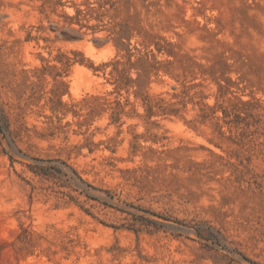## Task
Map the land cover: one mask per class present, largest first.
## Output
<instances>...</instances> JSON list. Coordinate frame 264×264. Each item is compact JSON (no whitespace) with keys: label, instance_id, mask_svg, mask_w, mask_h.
I'll list each match as a JSON object with an SVG mask.
<instances>
[{"label":"rangeland","instance_id":"374dc122","mask_svg":"<svg viewBox=\"0 0 264 264\" xmlns=\"http://www.w3.org/2000/svg\"><path fill=\"white\" fill-rule=\"evenodd\" d=\"M62 2L0 0V264H264V0H116L80 24L86 0ZM151 41L172 63L145 90L176 101L186 86L180 115L90 116L110 69L58 60ZM203 102L244 119L221 135Z\"/></svg>","mask_w":264,"mask_h":264},{"label":"trees","instance_id":"16d2710c","mask_svg":"<svg viewBox=\"0 0 264 264\" xmlns=\"http://www.w3.org/2000/svg\"><path fill=\"white\" fill-rule=\"evenodd\" d=\"M52 1V0H51ZM56 6L65 5L62 0H54ZM106 4L109 5V8L106 7ZM116 0H86V8L76 7L75 15L68 16L69 23H78L80 24L83 19L90 20L91 18H96L97 20L102 21L103 17L106 15V12L115 8ZM120 31L118 32V44L124 45V38L130 39L131 30L127 25L120 24ZM142 47H131L130 44L118 51V54L113 59L102 62L98 66H95L94 62L91 61L90 64L85 63L84 58H70L65 57V61L61 58L63 55H59L61 61L64 65L80 63L82 65H87L89 68H92L95 72L103 71L106 73L109 68V75L112 78L113 84H115V91H111L108 95H111L113 92L117 93L115 98H110L106 96H93L91 99L86 100L85 102H92L89 105L90 111L89 115L92 116L94 113L101 114L105 111L110 110L111 123L118 124L122 123V118L124 115L128 117H141L146 120H150L153 116H178L183 107H186L187 102H185V97L188 94V88L184 86L181 94H174V98H178L176 101L167 100L162 94L154 95L150 94L145 90V87L150 82L151 75L158 76L161 72L170 74L169 65L172 63L170 60H161L158 58V54L166 53L167 55H172L173 51L166 48L160 41H151L145 44H142ZM74 55L83 56V53L78 50H72ZM136 73L134 76L133 73ZM132 88L134 89V103L129 100L128 97L121 98L122 90H125L127 93L130 92ZM222 88V86L220 87ZM52 102H62L54 101ZM135 102H139L144 108L145 113L141 114L138 112V107ZM243 105L246 102H241ZM132 105L130 111H126V107ZM237 102H228L227 105H224L220 102H215L213 105L203 102L200 107V121L202 123L206 122L209 119L216 118L217 131L223 135L222 130L223 125L220 124L219 120H222L225 124L231 125L236 123L237 125L244 119L241 115V112L238 111ZM218 111H221V116L218 115ZM76 115L79 114L78 111L74 112ZM0 129L6 131L9 129V123L6 120L0 118ZM11 132V131H10ZM39 167V166H36ZM37 172H42L44 174H49L48 170L44 167L37 168ZM77 174V172L75 171ZM79 176V174H77ZM80 177V176H79ZM82 179V178H81ZM90 198L99 199L94 195L87 194Z\"/></svg>","mask_w":264,"mask_h":264}]
</instances>
